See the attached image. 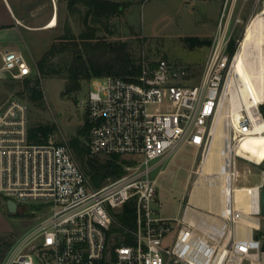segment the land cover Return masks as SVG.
Returning <instances> with one entry per match:
<instances>
[{
    "label": "built area",
    "instance_id": "built-area-1",
    "mask_svg": "<svg viewBox=\"0 0 264 264\" xmlns=\"http://www.w3.org/2000/svg\"><path fill=\"white\" fill-rule=\"evenodd\" d=\"M229 39L225 32L215 35L197 82L187 65L166 59L143 61L135 75L90 79L89 154L127 161L121 175L99 187L68 140H54L53 132L46 142H32L28 102L10 98L0 108V196L26 212L37 201L49 214L37 215L36 226L13 242L0 264H264L260 209L244 211L235 197L217 209V197L204 179L192 200L201 166L190 170L180 216H159L150 207L162 162L183 143L198 148L208 141L233 61ZM0 59V76L32 71L21 51L0 46ZM262 119L259 107L256 119L242 110L238 138ZM236 157L229 165L233 195L245 187L236 185L242 175ZM255 186L260 200L264 179ZM116 208L133 209L134 228L116 219Z\"/></svg>",
    "mask_w": 264,
    "mask_h": 264
},
{
    "label": "rangeland",
    "instance_id": "rangeland-1",
    "mask_svg": "<svg viewBox=\"0 0 264 264\" xmlns=\"http://www.w3.org/2000/svg\"><path fill=\"white\" fill-rule=\"evenodd\" d=\"M115 1L124 5L123 10L112 15L106 25H100L97 34L108 40L125 41L135 65L141 64L143 61L155 64L160 59H166L169 63L187 65L192 82H197L201 78L215 35L225 32L230 38L229 40L233 41L234 52L230 54L228 51V53L234 58L244 38L249 20L256 14L264 12V0ZM12 4L14 7L16 6L22 23L33 28L30 30V52L33 57L28 52L25 55L32 71L20 76H13L10 73L0 76V108L10 98L19 97L29 104L31 125L37 122L55 123L54 140L66 139L69 141L71 137L79 135L84 126H87L86 136L88 137L89 125L85 102L90 88V79H81L79 89L67 91L68 67L72 63L74 53L64 50L49 59L50 66L60 70V73L57 74L41 75L36 65V62L54 40L60 43L63 41L61 37L64 33L77 35L84 29L82 16L86 10L85 6L79 3L72 12L67 7V0H12ZM55 15L57 24L54 27L45 28ZM187 36L209 39L211 43L190 48L184 41V37ZM82 54L84 57L86 56L84 52ZM240 67L238 64L239 70ZM241 74L245 78L247 77L245 71V75ZM36 77L39 79V87L43 93L42 105L28 99L27 87L23 84L25 79L33 80ZM220 110L222 111V109ZM222 123L221 120L219 137L216 138L215 144L213 143V134H210L208 141L198 148L183 143L173 155L162 162V171L155 181L157 193L150 204L151 209L156 211L157 215L163 217L181 215V201L190 187V170L201 166L204 155H206L205 158L209 156L212 159L213 169L222 171L228 131V136L231 135V158L234 157V154L237 155V165L242 172L236 185H245L241 188L250 190L252 209H260L259 192L255 185L261 183L260 179L264 175V141L258 143V146H254V151H252L253 149L247 151L243 146L234 148V144L238 143V135L235 130L226 129ZM158 169L153 171L154 175ZM248 169L251 172H248ZM196 176L193 174L192 179ZM0 202L6 221L0 225V255L4 256L14 241L25 231L36 226L39 222L37 215L43 213L45 208L40 206L39 202L32 201L29 204V211L32 210V213L21 209L10 213L1 196ZM45 211V215L49 214L48 209ZM113 214L120 223L131 228L135 227L134 219L131 221L132 223H127L129 221L127 220L128 214L124 210L116 208L113 210ZM259 218L264 231V215L260 214ZM3 256L0 257V262Z\"/></svg>",
    "mask_w": 264,
    "mask_h": 264
},
{
    "label": "trees",
    "instance_id": "trees-1",
    "mask_svg": "<svg viewBox=\"0 0 264 264\" xmlns=\"http://www.w3.org/2000/svg\"><path fill=\"white\" fill-rule=\"evenodd\" d=\"M79 3L86 8L82 16L85 25L84 29L77 35L64 33L61 37L63 41L60 43L54 40L36 62L39 73L41 75L60 73V70L50 66L49 59L61 51L70 50L74 53V57L68 67V92L79 89L81 87L80 80L83 78L91 79L108 74L126 77L137 74L140 71L141 64H134L125 41H112L97 34L100 25H106L112 15L123 10L124 5L115 0H67L69 11L73 12L76 8L75 6ZM184 41L190 48L211 43L209 39H201L196 36L184 37ZM227 49L230 54L234 52L233 41L229 40ZM82 52L85 53V57ZM240 71L244 74L241 67ZM23 84L27 87L28 99L31 102L42 105L43 93L39 87V79L37 77L33 80L25 79ZM259 109L264 114L263 103L259 105ZM54 130L55 123L37 122L30 125L29 138L36 143L46 142ZM86 130L87 126H84L80 134L71 137L69 142L82 168L88 174L94 186L99 187L108 178H115L121 175L124 171L123 166L127 161L120 159L118 155L103 158L90 155ZM125 212L128 214L127 220L129 221L127 223H132L131 221L134 218L133 209L128 208ZM2 256L0 255V257Z\"/></svg>",
    "mask_w": 264,
    "mask_h": 264
},
{
    "label": "bare ground",
    "instance_id": "bare-ground-1",
    "mask_svg": "<svg viewBox=\"0 0 264 264\" xmlns=\"http://www.w3.org/2000/svg\"><path fill=\"white\" fill-rule=\"evenodd\" d=\"M56 24L57 17L55 15V18L48 25ZM245 31L241 45L234 55L224 92L221 96L220 109H222V111L219 109L210 128V134H213L214 137V144L216 138L219 137V125L221 120L226 129L231 128V131L232 129L234 131L239 126L242 110H246L253 119H256L259 103L264 102V12H260L253 16L246 25ZM238 64L245 71L247 75L246 78L241 74ZM228 135L226 136L227 148L223 153L224 168L222 171L213 169L212 159L209 156L205 158L206 155H204L201 160V176L193 186L191 199L193 200L199 195L202 186L201 183L204 179L210 184V193L215 194L214 196L217 197L216 199L219 204L223 201L225 206L229 205L232 197H235L239 202V206L242 207L244 211H248L252 209L250 203V190L237 187L233 195L230 186L231 176L229 165L232 157V146H230L231 135ZM237 140L238 143L234 144V148L243 146L247 151H251L252 149V151H254V146H258V143L264 141V119L259 121L255 120L253 131L243 135ZM246 221L250 224L253 222L257 224V220L246 219Z\"/></svg>",
    "mask_w": 264,
    "mask_h": 264
},
{
    "label": "crops",
    "instance_id": "crops-1",
    "mask_svg": "<svg viewBox=\"0 0 264 264\" xmlns=\"http://www.w3.org/2000/svg\"><path fill=\"white\" fill-rule=\"evenodd\" d=\"M54 18L52 17L51 20H53ZM48 24L45 26V28H51L55 26ZM32 29L33 28L22 23V18H20L16 6L14 7V4H12V0H0V46L1 47H6L9 49L21 51L24 53V55H26V52H28L33 57V54L30 52V42H31L30 30ZM263 179H264V175H262L260 182H262ZM0 206H1V202H0ZM216 208L220 209L219 202L216 205ZM4 222H6L4 217V212L0 207V225H3ZM263 262H264V257H263Z\"/></svg>",
    "mask_w": 264,
    "mask_h": 264
},
{
    "label": "water",
    "instance_id": "water-1",
    "mask_svg": "<svg viewBox=\"0 0 264 264\" xmlns=\"http://www.w3.org/2000/svg\"><path fill=\"white\" fill-rule=\"evenodd\" d=\"M6 207L10 213H15L17 211V203L13 200H7ZM260 214L264 215V187L260 191Z\"/></svg>",
    "mask_w": 264,
    "mask_h": 264
}]
</instances>
